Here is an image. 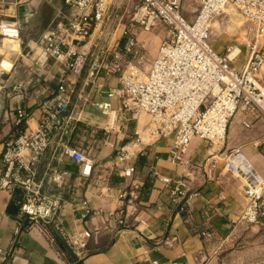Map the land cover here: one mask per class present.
Instances as JSON below:
<instances>
[{
	"label": "built area",
	"instance_id": "2783aa9c",
	"mask_svg": "<svg viewBox=\"0 0 264 264\" xmlns=\"http://www.w3.org/2000/svg\"><path fill=\"white\" fill-rule=\"evenodd\" d=\"M191 1L196 8L188 20L183 12L184 0H135L131 22L141 31H149L159 23L166 29L167 38L160 41L146 72H141L133 63L123 68L110 63L105 68V75L116 73L117 76L115 86L105 93L106 100L96 104L101 114L109 117L110 113L124 111L131 116L145 114L148 119L140 131L108 157L106 175L90 178L95 188H105L107 177L115 174L128 188L129 198L135 200L138 186L133 183L132 175L136 158L159 139L172 136L167 162L180 170V178L172 180L160 176L157 180L168 186L170 204L179 205L194 181V177H190L194 170L201 169L205 180L216 178L218 159L215 156L209 155L199 164L190 162L188 147L193 140L206 143L216 152L225 140L228 123L236 114L240 115L243 130L252 129L257 122L264 123V85L257 76L264 63V0ZM61 2L62 7L55 9L48 26L39 34L37 44L47 60L63 66L69 77L76 78L85 68V55L78 50L79 45L105 18L110 0ZM228 7L244 20L250 34L245 45L246 56L239 68L232 66L239 51L229 58L233 47H225V54H219L209 42L208 23ZM13 9L14 6L0 0V42H17L18 50L14 53L20 58L23 54L20 27L11 15ZM134 44L132 38L126 37L125 50L129 51ZM73 83L59 76L54 87L46 84L40 92L43 98L37 102L40 118L36 128L19 131L13 140L4 144L0 155L3 168L0 191L9 194L15 188L21 190L18 214L41 235H46L42 225L57 214L59 204L56 199L40 193L35 169L53 135L68 125V86ZM24 118V112L16 110V125ZM113 122L103 129L105 134L112 129ZM106 145L111 147L109 143ZM62 154L83 164L87 169L84 176L90 177L92 158L67 146L62 148ZM221 171L239 180L242 186L244 203L237 222L264 223V177L251 166L239 147L227 152ZM80 211L81 220L102 213L90 209L86 202L81 203ZM114 215V212L106 213L107 218ZM18 231L14 229L15 234ZM96 236L97 230L82 231L64 243L72 252H77ZM201 236L210 238L209 234ZM4 256L0 249V264ZM194 260L196 264H205L206 256L198 252Z\"/></svg>",
	"mask_w": 264,
	"mask_h": 264
},
{
	"label": "crops",
	"instance_id": "0c3cea01",
	"mask_svg": "<svg viewBox=\"0 0 264 264\" xmlns=\"http://www.w3.org/2000/svg\"><path fill=\"white\" fill-rule=\"evenodd\" d=\"M3 1L14 6L11 15L19 23L25 55L19 59L11 50L5 51L9 70L2 66L6 60L0 65V70L7 71H0L4 77L0 81V155L4 144L19 131L36 128L40 118L37 102L43 98L40 92L46 84L55 86L59 76L74 83L68 86V125L53 135L35 169L40 193L58 201L57 214L42 225L46 235H41L18 214L21 190L15 188L9 194L0 191V249L5 254L1 264H196L198 252L205 254V264H212L206 249L237 222L244 203L240 181L224 176L221 171L223 158L230 149L239 147L264 177V123L257 122L252 129L243 130L240 115L236 114L216 152L207 148L206 143L193 140L188 147L190 162L199 164L209 155L215 156L219 161L216 178L205 180L201 169L194 170L190 176L194 181L179 205L170 204L168 186L157 180L160 176L180 178V170L167 162L169 144L165 139L153 143L135 160L132 175L138 186L135 200L129 198L128 188L115 174L107 177L105 188H95L90 178L106 175L108 157L132 138L145 121L124 111H116L109 118L96 108V104L106 100L107 90L115 86L114 79L97 77V70L93 75L86 71V76L77 82L78 77H69L63 66L41 54L38 36L48 26L55 9L62 7V0ZM187 11L183 4L185 18L191 20L193 15ZM92 34L79 45L78 50L84 55L88 54ZM262 67L257 76L264 85V63ZM112 106L116 109L115 102ZM18 109L25 118L16 125ZM113 120L112 129L105 134L103 129ZM64 146L92 158L90 177L84 176L87 169L83 164L63 156ZM221 148L223 152L219 153ZM2 169L0 161V175ZM82 202L102 213L81 220ZM108 212H114L115 217L107 218ZM16 228L19 231L15 234ZM93 230H97V236L91 237L83 250L69 251L73 261L57 246L56 238L64 241L82 231ZM201 234H209L210 238Z\"/></svg>",
	"mask_w": 264,
	"mask_h": 264
},
{
	"label": "rangeland",
	"instance_id": "374dc122",
	"mask_svg": "<svg viewBox=\"0 0 264 264\" xmlns=\"http://www.w3.org/2000/svg\"><path fill=\"white\" fill-rule=\"evenodd\" d=\"M134 3L135 0H110L105 18L92 34L91 46L88 54L85 55L86 67L76 79L77 82L86 76V71L94 74L97 70H99L97 77L114 79L116 82V73L105 75V68L109 67L110 63L119 64L122 68L127 63H133L141 72L147 71L160 41L166 40L167 32L159 23L149 31L139 30L130 20ZM183 4L186 5L187 12L192 15V11L196 8L195 2L184 0ZM226 9L225 13L211 20L209 42L219 54H225V47L237 48L239 55L232 66L239 68L246 56L245 45L249 42L250 34L244 20L232 8ZM21 35L20 38L23 40ZM126 37L132 38L135 42L129 51L125 50ZM8 50H10L9 43L0 42V54L3 53V56H0L1 62L4 60H6L4 63L7 62L5 51ZM22 55H25L24 50ZM261 69H263L262 65ZM3 79L4 77L0 76V81ZM112 114H109V118ZM137 116L146 124L148 117L145 114ZM171 140L172 136L165 139V143L170 144ZM207 148L212 147L208 145ZM222 152L223 148L219 153ZM223 174L229 176L225 172ZM205 253L212 260V264H264V223L235 222L224 236L210 242Z\"/></svg>",
	"mask_w": 264,
	"mask_h": 264
},
{
	"label": "bare ground",
	"instance_id": "6f19581e",
	"mask_svg": "<svg viewBox=\"0 0 264 264\" xmlns=\"http://www.w3.org/2000/svg\"><path fill=\"white\" fill-rule=\"evenodd\" d=\"M227 9H225L224 10V13H225V11H226ZM211 22V21H210ZM210 22L208 23V27H209V24H210ZM2 41H4V42H6V43H9V45H10V50L12 51V52H16L17 50H18V47H17V45H18V43L17 42H9V41H7V40H2ZM1 41V42H2ZM236 53H238V49L237 48H233L231 51H230V54L228 55V57L230 58V57H232V56H234ZM0 65H1V63H0ZM3 68H5V69H8L9 67H10V64L8 63V62H6V63H4L3 62ZM9 70V69H8ZM3 72H6V71H4V70H2ZM113 115H115V114H113Z\"/></svg>",
	"mask_w": 264,
	"mask_h": 264
},
{
	"label": "trees",
	"instance_id": "16d2710c",
	"mask_svg": "<svg viewBox=\"0 0 264 264\" xmlns=\"http://www.w3.org/2000/svg\"><path fill=\"white\" fill-rule=\"evenodd\" d=\"M56 242H57V246L59 247V249L65 253L66 257H68L70 260H72V256L70 255L69 251H71L64 243L63 240L61 239H57L56 238ZM73 261V260H72Z\"/></svg>",
	"mask_w": 264,
	"mask_h": 264
}]
</instances>
